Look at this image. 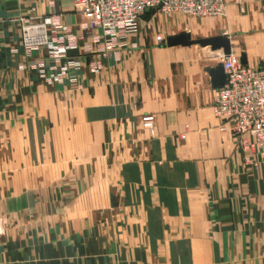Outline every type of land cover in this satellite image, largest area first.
Returning a JSON list of instances; mask_svg holds the SVG:
<instances>
[{
  "label": "crops",
  "instance_id": "crops-1",
  "mask_svg": "<svg viewBox=\"0 0 264 264\" xmlns=\"http://www.w3.org/2000/svg\"><path fill=\"white\" fill-rule=\"evenodd\" d=\"M73 2L0 0V130H11L19 106L39 85L47 84L38 73L39 66L50 71L62 65L45 48L21 47L20 18L54 15L67 31L56 32L54 28L51 39L65 36L63 43L71 47L66 59L81 62L74 84L92 74L88 49L99 48L103 38L96 39L99 32L84 28L85 19L74 12ZM224 2V16L204 28L202 37L227 35L231 52L239 56L244 53L251 67L264 66V0ZM168 27L141 19L134 36L112 42L101 69L107 84L99 89L117 91L124 99L123 92H132L134 99H139L134 123L138 128L142 125L145 137L151 138L145 150L149 155L169 154V146L179 135L186 138L183 147L193 148V141H197L196 162L181 161L179 180L148 182L151 188L181 187L180 196L160 197L150 190L158 203L153 216L193 221L175 233L180 234L176 241L165 238L137 244L132 260L122 253L125 250L121 246L106 244L88 229L62 232L38 222L4 227L0 264H264V163L258 168L245 164L241 147L228 131L230 124L213 114L216 89L208 71L219 66L222 51L197 45L158 46L154 37L160 33L166 40ZM62 82L67 85L70 81L65 78ZM148 115L154 118L153 130L142 120ZM222 125L228 128L223 133ZM153 166L148 164L149 169ZM159 167L165 176L173 177L167 163ZM191 167H195V177ZM147 231L149 235L172 234L161 226Z\"/></svg>",
  "mask_w": 264,
  "mask_h": 264
},
{
  "label": "rangeland",
  "instance_id": "rangeland-1",
  "mask_svg": "<svg viewBox=\"0 0 264 264\" xmlns=\"http://www.w3.org/2000/svg\"><path fill=\"white\" fill-rule=\"evenodd\" d=\"M223 16L197 19L148 12L142 20L168 24L166 38L190 29L192 39H202L201 31ZM82 80L39 85L14 114L11 130H0V234L4 227L32 222L62 232L88 229L106 244L121 246L132 260L137 244L176 241L180 234L175 233L193 221L153 216L158 203L150 190L160 197L180 196L181 187L151 188L148 182L179 180L181 161L196 162L197 141L193 148L183 147L186 138L179 135L169 154L149 155L145 150L151 138L134 123L139 99L132 92H123L124 99L117 91L99 89L107 84L101 70ZM149 163L155 166L149 169ZM164 163L172 178L160 170ZM160 226L172 234H147L150 227Z\"/></svg>",
  "mask_w": 264,
  "mask_h": 264
},
{
  "label": "built area",
  "instance_id": "built-area-1",
  "mask_svg": "<svg viewBox=\"0 0 264 264\" xmlns=\"http://www.w3.org/2000/svg\"><path fill=\"white\" fill-rule=\"evenodd\" d=\"M73 10L85 19L84 28L99 32L96 39L103 38L99 48L88 49L90 71L97 73L109 57L110 44L125 41L137 32L138 22L151 10L164 15L172 13L197 19H213L224 15V0H74ZM20 45L26 50L45 48L55 62H62L56 68L46 71L39 66V75L49 84L61 83L68 78L77 82L76 72L81 68L80 60L66 59L71 48L63 43L65 36L50 33L67 29L60 26L54 15L28 16L19 19ZM98 41V40H97ZM156 44L162 46L165 40L156 36ZM220 66L226 77L225 84L216 89L214 115L223 123L230 124V134L236 138L244 153V162L253 168L264 163V66L242 65L240 56L231 52L229 56L219 55ZM55 67V66H54ZM54 70V71H53ZM57 71V72H56ZM143 122L153 130L154 118L144 116ZM221 131H225L223 125Z\"/></svg>",
  "mask_w": 264,
  "mask_h": 264
},
{
  "label": "water",
  "instance_id": "water-1",
  "mask_svg": "<svg viewBox=\"0 0 264 264\" xmlns=\"http://www.w3.org/2000/svg\"><path fill=\"white\" fill-rule=\"evenodd\" d=\"M166 46L175 47H189L192 45H198L202 48H210L211 51L221 50L223 55L229 56L231 54L230 40L227 35H218L209 38L202 39H192L189 33H181L176 36L166 38ZM239 61L242 65H246V56L244 53L240 54ZM210 76L211 86L214 89L220 88L225 84V74L223 72L222 66H217L215 69H210L208 71Z\"/></svg>",
  "mask_w": 264,
  "mask_h": 264
},
{
  "label": "bare ground",
  "instance_id": "bare-ground-1",
  "mask_svg": "<svg viewBox=\"0 0 264 264\" xmlns=\"http://www.w3.org/2000/svg\"><path fill=\"white\" fill-rule=\"evenodd\" d=\"M219 51V50H218Z\"/></svg>",
  "mask_w": 264,
  "mask_h": 264
}]
</instances>
